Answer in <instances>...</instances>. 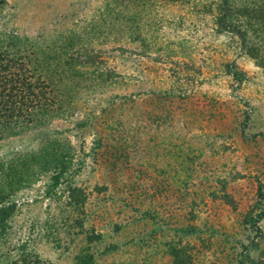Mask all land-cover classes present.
<instances>
[{"label": "rangeland", "instance_id": "374dc122", "mask_svg": "<svg viewBox=\"0 0 264 264\" xmlns=\"http://www.w3.org/2000/svg\"><path fill=\"white\" fill-rule=\"evenodd\" d=\"M172 2L125 9L147 15L146 28L163 23L156 33L148 29L160 55L139 57L114 50L126 42L114 44L118 26L108 17L104 24L112 0H7L1 30L44 36L49 44L68 31L85 33L82 45L102 51L123 81L89 97L84 92L71 118L0 140V206H13L0 231V264H240L246 254L264 264V218L257 227L248 223L264 204V70L235 38L216 33L209 14ZM91 27L102 31L97 40L87 35ZM231 64L239 81L235 70L228 73ZM177 86L173 112L163 111L156 94ZM116 122L138 129L131 132L137 143L112 169L94 140L113 143L108 126ZM53 136L84 156L58 182L45 159L27 157ZM180 148L201 155L187 190L178 183ZM219 180H226L232 204L221 199ZM71 187L85 191L83 204L72 200Z\"/></svg>", "mask_w": 264, "mask_h": 264}, {"label": "trees", "instance_id": "16d2710c", "mask_svg": "<svg viewBox=\"0 0 264 264\" xmlns=\"http://www.w3.org/2000/svg\"><path fill=\"white\" fill-rule=\"evenodd\" d=\"M154 1L112 0L114 7L111 10L108 8L110 14L105 16L104 24L108 17L115 26H118L117 30L112 32L114 44L120 43L121 40L126 42L114 47V50L125 53L133 51L139 57L160 55L162 48L151 44L155 39L150 38L152 35H148V29L149 31L155 29L156 33L157 26L163 23L155 19L154 26L146 28V19L149 18L146 17L147 15H143L142 12L134 14L125 12V9L132 7L146 8ZM172 1V3L183 2L197 13L209 14L216 33H225L235 38L241 53L253 59L256 66L264 70V0ZM107 4L108 7L110 3ZM6 6L7 0H0V13ZM151 21L147 20V22ZM100 32L102 33L101 29ZM100 32L91 27L87 35L98 36L95 39L97 40ZM83 36L85 33L80 35L75 31H68L59 34L56 40L49 44L44 36L38 37L39 42L12 30L0 29V140L27 130L45 127L57 118H71L78 111L79 99L84 92L86 97H89L98 91H107L112 86L114 88L123 81L117 72L107 68L101 60L102 51L90 45H82L84 40L86 41ZM137 42L140 48L128 47V44ZM153 58L156 60L155 57ZM227 68L229 74L235 70L232 74L233 78L239 81L242 73L236 71V65L231 64ZM181 90L182 88L177 86L175 89L156 94L155 99L162 105L163 111L173 112L174 94L179 95ZM113 98L125 101L127 99L126 96L119 95ZM94 108L93 106L92 109ZM157 118L160 121V117ZM165 120L166 118L163 117V122ZM112 124L108 128L113 143L103 145L106 138L103 140L98 136L94 140V146L102 157L106 154L105 158L103 157L104 162L115 169L126 160L129 149L136 147L137 141L131 132L134 130L136 133L138 129L122 126L120 122ZM200 156L198 153L195 154V151L179 149L178 183L181 190H187L189 187V181L192 180L196 169V160ZM27 157L30 162L37 163L45 159L47 166L45 171L50 172L52 179L58 182L64 175H69L83 165L84 156L67 138L53 136L44 139L41 147ZM28 165L26 160L22 166L28 169ZM218 182L222 191L221 199L225 204H232L230 196L226 193V180ZM70 196L76 204H83L87 200L85 191L78 187H71ZM194 204L193 201L188 212L189 217L194 216ZM12 210L13 206H0V231L6 229ZM248 217V223L252 227H257L259 221L264 218V204L260 213ZM174 257L178 260L181 258L178 253H174ZM240 264H254V260L246 254Z\"/></svg>", "mask_w": 264, "mask_h": 264}]
</instances>
